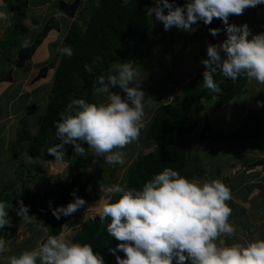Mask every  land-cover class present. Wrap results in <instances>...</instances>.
Wrapping results in <instances>:
<instances>
[{
    "label": "clouds",
    "instance_id": "9594fccd",
    "mask_svg": "<svg viewBox=\"0 0 264 264\" xmlns=\"http://www.w3.org/2000/svg\"><path fill=\"white\" fill-rule=\"evenodd\" d=\"M129 3L130 0H122V7ZM258 5H264V0H185L183 6L175 0H154L149 16L154 15L165 31L175 27L188 34L198 21L205 25L214 18L222 21L226 38L206 45L207 59L201 60L205 69L203 87L219 93L213 78L217 72L233 81L244 75L264 84V32L249 39L247 24L228 23ZM231 15L236 16L228 20ZM0 17L6 18V14L0 12ZM219 31L209 29L213 36ZM205 39L209 38L205 36L189 44L196 45ZM29 44L25 41L22 46ZM62 54L71 57L73 50L64 47ZM84 70L93 71L88 64ZM115 88L124 96L112 90ZM93 95L106 100L91 103L83 98L73 99L59 113L54 124L59 143L47 148V154L55 158L57 165H66V145L72 146L73 158L87 156L82 144L88 146L94 158H102L109 165L120 164L124 159L121 150L139 139L144 128L145 93L134 62L114 64L107 77L97 76ZM257 106H264V102L257 101ZM105 191L108 199L97 211L102 223L109 221L107 233L119 242L115 249H109L116 264H264V239L230 245L221 239L234 236L236 228L229 220L232 209L226 203L231 199V189L219 179L189 180L166 167L140 189H126L115 183L106 186ZM71 195L74 199L66 206L53 208L49 202L53 217L59 220L70 216L85 205L75 192ZM17 205L16 216L25 223L36 221L22 200ZM9 210L13 206L0 201V229L12 226ZM5 251L6 241L0 238V253ZM117 251L124 254L123 258L116 255ZM6 264H103V258L89 244L73 242L65 235H49L33 249L7 257Z\"/></svg>",
    "mask_w": 264,
    "mask_h": 264
},
{
    "label": "rangeland",
    "instance_id": "374dc122",
    "mask_svg": "<svg viewBox=\"0 0 264 264\" xmlns=\"http://www.w3.org/2000/svg\"><path fill=\"white\" fill-rule=\"evenodd\" d=\"M153 6L154 0L151 7ZM262 6L248 8L242 15L236 16L228 23L236 26L247 24L250 30L248 38L251 39L252 35L264 32V27H262L264 23L260 22L264 21ZM0 12L6 14V18L0 17V37L4 31L9 34V26L12 24V15L15 12L31 14V17L40 20L53 14L59 24L57 31L52 29L46 34L23 66L11 65L7 61L8 57L10 59L16 57L15 48L9 51L8 46H0V55H4V57H0V67H4L7 71V68L11 66L8 70L11 76L10 80H0V187L8 181L11 182L7 192L11 198L25 197L26 194L37 195L36 205L29 212L30 215L35 216L36 221L25 223L19 219L16 237L5 240L8 252L20 254L36 247L46 235L48 229L43 220L50 213L49 202L53 205L55 194L60 190L55 183L68 184L71 171L67 162L66 165H57L55 160L31 157L25 152H22L18 159H13L11 143L21 119L26 120L31 132L37 128L38 120L45 110L54 67L49 68L47 75L35 82H30V78L40 65L51 61L54 53L59 51L62 36L73 17L64 13L58 15L61 12L57 8V0H0ZM31 17L27 15L22 18L28 31L17 36L16 48L22 46L25 41L31 42L40 29L41 22L33 23ZM150 24L151 31L147 40L130 60L136 65L138 78L141 79V89L145 93L144 128L141 129L137 141L121 150L124 153V159L120 164L109 165L103 162L102 158H94L91 150L88 149V146L86 147L88 151V161L85 163L87 176L78 180L79 182L85 181L87 184L86 203L69 217L59 235L69 238L83 220L98 213L97 210L101 203L106 201L109 196L105 191L106 186L115 183L121 184L126 165L136 157L137 152H146L152 149L154 141L146 138V130L158 100L163 98L162 100L170 102L179 94L180 86L189 80L195 71L205 70L201 60L207 59L206 45L218 44L226 38L224 25H222L218 28L220 31L216 36L209 34L206 36L209 39L196 45L189 44L182 49L183 39L188 32L177 30L175 27L165 31L162 23L159 25L154 15L150 16ZM120 95L123 97L124 93L121 91ZM98 99L100 103L106 100L103 96ZM257 101L264 102V84L248 79L240 92L227 104L225 111L220 108L203 110V117L207 116L208 119H213L211 122L218 118V123L222 125L220 120L224 117L228 124L218 126V128L223 133L235 136L200 141L197 137L199 127L188 136L185 144L190 155H196L198 164L205 168L204 175L195 179H208L209 181L219 179L228 186V179L238 177L244 166L255 170L260 169L259 165L255 167L252 164L254 159H260V157L264 159L262 154L264 152V106H257ZM29 109H33V111L29 113ZM224 112L227 115H223ZM214 125L216 126V123ZM244 150L250 152H243ZM19 161H22L26 167L24 172H20L22 169L18 166ZM70 189V197L73 201L74 197L71 193L77 192V183L70 185ZM261 195L262 192H257L256 198H251L250 203L263 199L264 194L262 197ZM76 196L79 197V194L76 193ZM232 196L234 193L231 190ZM230 202L231 199L226 201L232 209L229 220L236 228L235 235L237 238L245 236L244 240H247L249 235L252 237L251 233L254 229L250 228L249 224L250 230L247 228L249 232L244 233L246 228L244 222L247 219L241 218L240 215L234 216L235 211ZM123 256L124 254L121 252V257L123 258ZM7 257L9 256H0V264H6Z\"/></svg>",
    "mask_w": 264,
    "mask_h": 264
},
{
    "label": "trees",
    "instance_id": "16d2710c",
    "mask_svg": "<svg viewBox=\"0 0 264 264\" xmlns=\"http://www.w3.org/2000/svg\"><path fill=\"white\" fill-rule=\"evenodd\" d=\"M152 1L130 0L127 7H122V0H57L59 11L73 19L62 36L57 54L54 53L51 61L40 65L30 78V82H35L45 77L49 68L54 67L45 110L38 120L36 130L31 132L25 119L19 121L11 143L13 159H18L20 154L25 152L31 157L55 160L54 157L47 154V148L59 143L54 127L55 122L59 119V113L73 99L83 98L86 102L100 103L98 97L93 95V84L96 77L100 75L107 77L114 64L130 61L134 54L143 47L151 31L149 8L152 6ZM175 3L183 6L185 0H175ZM13 15L9 34L4 31L0 37V46H8L9 51L15 48L16 57L14 59L8 57L7 61L11 65L23 66L46 34L52 29L57 31L59 24L53 14L42 20L26 13L15 12ZM27 15L31 17L33 23L41 22V26L28 47L16 48L17 36L28 31L27 25L22 21V18ZM234 16L236 15L229 16L228 20ZM157 22L159 25L161 24V22ZM222 25V21L217 18H214L208 25H205L203 21H198L183 39L182 48L184 49L189 43L199 41L209 35L210 28L218 29ZM64 47L72 48L73 55L71 57L62 54ZM0 57H4V55L1 54ZM85 64L92 66L91 73L85 72ZM10 68L11 66L7 69ZM8 70L0 67V80H10L11 76ZM202 73L203 71H196L189 80L180 86L179 94L170 102L161 98L154 106L146 130V138L154 141V145L149 151L137 152L136 157L126 165L121 183L126 189H140L154 174L166 167L178 171L181 176L189 180L202 177L205 168L198 164L196 155H190L185 144L188 136L193 134L198 127L197 137L200 141L235 136L223 133L218 128V126L228 124L224 117L220 120L222 123L220 125L218 118L211 122L213 119H208L207 116L203 117L202 112L207 108H220L225 111L227 104L240 92L248 78L241 75L233 81L217 72L213 78L218 83L220 92L215 93L203 87ZM112 90L121 94L119 88ZM32 111L33 109L28 110L29 113ZM223 115H227L226 112ZM82 147L87 149L86 144H82ZM73 155L72 146L66 145L64 160L68 163L71 175L68 184L55 183L60 190L55 194L53 208L66 206L67 203L72 202L70 197V185L72 184L77 183L76 193L80 198L85 201L88 196L86 182L78 181L79 178L87 176L85 163L88 161V155L75 156V158ZM252 164L253 166L260 164L264 170V159H257ZM18 166L22 169L20 172L26 170L22 161L18 162ZM256 178L264 183V173L260 175L259 171L243 170L238 177L228 179V187L231 190L239 191L242 196H246L248 192H251L253 186L258 185L253 182ZM11 184L8 181L0 187V201L13 206V210H9L11 228L0 229V238L4 240H9L16 235L17 223L20 219L14 211L18 207L17 201L22 200L29 207V212L37 202L35 194H26L25 197L17 198L8 196V186ZM114 199L115 197H113ZM234 216H237V213ZM69 217L71 215L62 216L58 220L53 217L50 211L43 220L48 231L41 242L46 240L49 235H59L63 224ZM108 222L106 220L102 223L99 214H93L80 223L69 239L76 243L91 245L93 251L103 258V264H116L115 256L109 249H115L119 242L107 233ZM116 255L121 256V252L117 251Z\"/></svg>",
    "mask_w": 264,
    "mask_h": 264
},
{
    "label": "crops",
    "instance_id": "0c3cea01",
    "mask_svg": "<svg viewBox=\"0 0 264 264\" xmlns=\"http://www.w3.org/2000/svg\"><path fill=\"white\" fill-rule=\"evenodd\" d=\"M264 8V5L262 6ZM261 23H264V21H260ZM259 22V23H260ZM262 27H264V24L262 25ZM263 32V31H262ZM261 32V33H262ZM154 145V143H153ZM243 152H250L249 150H244ZM264 155V152L262 153ZM262 155V156H263ZM260 159H262V157H260ZM254 162L257 161V159L253 160ZM253 162V163H254ZM260 166L259 170H255L253 168L244 166L243 169L241 170V172L243 170L246 171H259L260 175L264 173V170L261 168L262 165L258 164ZM258 165H254L255 167ZM233 179V178H232ZM249 182V181H248ZM253 182L257 183L258 185L253 186L251 192L246 195V196H242L240 194L239 191H233L234 196L231 197V206L234 209L235 213H237V215H240L241 218H246L247 220H245V226L246 228L244 229V233H248L250 228L253 227V232L252 237L251 235H249L247 240H244L245 236L241 237V238H237L236 235L234 236H222L221 239H223L225 241V243L227 244H233L236 242H240V243H246L248 241H254L257 239H264V198L260 199V200H256V202L254 203H250L251 198L254 197V199L257 196V192H262V195L264 194V183L259 179L256 178L253 180ZM242 183V182H241ZM227 186V184H225ZM229 185V184H228ZM261 195V197H262ZM258 201V202H257ZM249 221H248V218ZM238 218V217H237ZM250 224V228L249 227ZM247 228L249 230H247ZM16 235L12 238H15ZM11 238V239H12ZM31 248V247H30ZM31 250V249H28ZM12 255H19V254H13L12 252H8V249L6 248V251L4 253H0V256L2 257H6V256H12Z\"/></svg>",
    "mask_w": 264,
    "mask_h": 264
}]
</instances>
